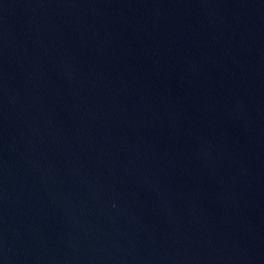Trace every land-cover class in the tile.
Here are the masks:
<instances>
[{
  "label": "water",
  "instance_id": "water-1",
  "mask_svg": "<svg viewBox=\"0 0 264 264\" xmlns=\"http://www.w3.org/2000/svg\"><path fill=\"white\" fill-rule=\"evenodd\" d=\"M0 264H264V0H0Z\"/></svg>",
  "mask_w": 264,
  "mask_h": 264
}]
</instances>
